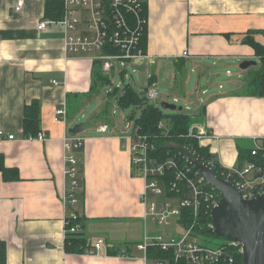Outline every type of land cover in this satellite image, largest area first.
I'll use <instances>...</instances> for the list:
<instances>
[{
	"label": "crops",
	"instance_id": "obj_1",
	"mask_svg": "<svg viewBox=\"0 0 264 264\" xmlns=\"http://www.w3.org/2000/svg\"><path fill=\"white\" fill-rule=\"evenodd\" d=\"M144 1L150 59L134 65L145 76L144 87L153 82L156 90L158 69L163 62L174 61L171 88L191 101L189 110L200 113L198 123L210 134L203 144L223 166L239 165L241 147L264 138V95L251 94L249 84L251 75L263 68L264 58L250 41L264 46V0ZM45 3L27 0L16 11L17 0H0V130L6 136L0 137V154L5 166L17 167L20 175L17 181H5L0 171V240L7 244L6 264H150L128 241L132 234L128 226L143 223V235L149 222L140 200L144 178L134 170L132 152L122 137L124 127L114 109L108 121L97 120L95 115L104 108L97 106L90 118L91 133L85 132V123L83 148L74 152L81 178L78 203L64 206L69 165L62 138L98 93H91L93 55L67 54L59 26L37 28L44 19ZM206 60L226 67L227 80L219 82L222 91L209 94L204 88L207 97H203L197 89L192 100L187 80L178 74H183L188 61L192 70L211 72ZM245 60L256 64L242 69ZM232 66L240 70L233 73ZM214 75L208 76L209 82ZM77 94L79 108L66 122L56 120V109L63 104L68 109ZM33 100L40 103L44 141L23 135L24 109ZM104 100L109 101L108 96ZM116 106L113 100L110 108ZM105 125L107 130L99 131ZM73 211L82 219L84 237L104 241L106 247L98 254L66 252V218ZM127 245L129 256L107 253L110 246L125 250Z\"/></svg>",
	"mask_w": 264,
	"mask_h": 264
},
{
	"label": "built area",
	"instance_id": "obj_2",
	"mask_svg": "<svg viewBox=\"0 0 264 264\" xmlns=\"http://www.w3.org/2000/svg\"><path fill=\"white\" fill-rule=\"evenodd\" d=\"M27 0H17L14 9L21 11ZM64 14L61 19H43L37 26L45 30L49 25H55L64 31V50L67 54H92L95 60H102V70L115 74L125 73L127 65L137 71L134 65L139 61L150 59L147 51L141 47V39L147 30V17L144 13V0H63ZM86 29L87 32H84ZM111 44L117 52H105V46ZM184 52V55H187ZM155 83L145 86V96L150 101L158 99L159 94L154 89ZM56 120L68 119L66 104L55 111ZM161 134L168 135L171 131V119H163L158 123ZM107 125L99 131L105 132ZM189 136L194 137L200 146L208 137V131L202 124L194 123L189 128ZM0 137H6L0 130ZM14 139L13 134H8ZM132 152L134 170L144 178V189L140 196L144 204V219L155 225L170 227L172 234L161 232H144L142 241L134 244L143 252V259L150 261L149 252L152 248L162 251L161 258H153V264H234L242 261V245L228 240L226 245L213 247L199 240L206 229L213 233L214 224L211 218L213 208L221 200V194L205 180L192 164L182 163L179 154L160 160L153 154L157 151V136H150L133 120L122 132ZM28 140L47 139L45 132L40 131ZM67 150L64 161L69 165L65 175L69 185L63 194L65 207H75L80 191L79 170L75 151L83 148L85 138L79 134L66 132L62 138ZM257 161H246L244 164L225 167L224 178L232 182L245 199H253L264 194V138H255L251 150ZM213 169V163L208 164ZM214 170V169H213ZM79 213L73 211L66 218L65 233L78 234L81 224L68 228L70 220L77 221ZM201 218L206 219L203 226ZM189 220L188 224L185 221ZM158 229V228H156ZM199 234V236H197ZM105 246L102 239H86L85 253L98 254ZM106 247V246H105ZM126 250V249H125ZM122 256H129L124 251ZM241 257V259H239Z\"/></svg>",
	"mask_w": 264,
	"mask_h": 264
},
{
	"label": "trees",
	"instance_id": "obj_3",
	"mask_svg": "<svg viewBox=\"0 0 264 264\" xmlns=\"http://www.w3.org/2000/svg\"><path fill=\"white\" fill-rule=\"evenodd\" d=\"M144 13H146V3L144 1ZM64 14L63 0H46L45 3V13L44 19L59 20ZM141 47L146 51L147 48V30L145 31L141 39ZM254 46L256 53L264 58V46L257 42H251ZM105 52L114 53L117 49L111 44L105 46ZM102 60H94L93 72H92V84L91 93H99L100 90L105 89L111 85L112 81L110 77L102 70ZM122 76L126 74L121 73ZM249 84L251 87V94H262L264 95V62L263 68L257 71L255 74L251 75L249 79ZM76 99L73 102H69L68 106V116L74 113L81 105V99H78L80 95H75ZM109 101L106 102L104 108L95 115L97 120L108 121L111 114V104L113 100H116L117 106L122 109L129 108L131 106H138L141 109L139 116H129L130 120H133L142 129V132L149 134L150 136H157L158 146L156 148V154L160 160H166L169 157L178 155V151L174 149L171 144H181L190 147L195 154L207 164L213 163V169L215 173L224 177V168L219 164L217 156L210 152L208 146H200L198 141L188 135L189 128L192 124L202 122L200 113L195 111H177L174 114L165 115L162 108L157 106L154 102L148 100L145 96V89L142 91L137 90L131 83L122 86V88L114 87L112 91L108 92ZM171 119V131L168 135L161 134L158 128V123L165 119ZM40 103L38 100H33L30 104H27L24 109V120H23V135L25 138L29 136H36L40 131ZM253 145L248 147H241L239 157L241 159V164L245 161H257L258 157L251 154ZM182 163H186L184 159H180ZM0 171L2 172L3 179L5 181H17L20 179L19 170L17 167H7L4 163V156L0 154ZM79 181L81 178L79 177ZM82 194V193H81ZM80 194V195H81ZM79 196V194H78ZM201 224H196L195 227H200L204 225L206 219L201 218ZM76 222L81 224V229L83 227V222L81 217L77 221L70 220L68 228L75 225ZM189 220L185 221L188 224ZM67 227V226H66ZM206 233H210L208 229L205 230ZM204 232V233H205ZM86 237L83 236L81 232L78 234H72L70 232L66 233L65 249L66 252L74 253H85ZM223 245H226L224 243ZM221 245V246H223ZM129 245H127L126 250L120 248L113 249V246L107 249L109 255H121L124 251L129 253ZM220 247V246H219ZM154 250V257L161 258L162 251L152 248ZM150 250V251H151ZM241 259V257H239ZM7 263V244L5 241L0 240V264Z\"/></svg>",
	"mask_w": 264,
	"mask_h": 264
},
{
	"label": "rangeland",
	"instance_id": "obj_4",
	"mask_svg": "<svg viewBox=\"0 0 264 264\" xmlns=\"http://www.w3.org/2000/svg\"><path fill=\"white\" fill-rule=\"evenodd\" d=\"M87 32L86 29H84L83 33ZM95 60V59H94ZM206 62L210 66L211 72L215 74L212 76L211 82L208 81L209 75L211 72L209 70L205 71L204 73H199L198 71L192 70V64L188 61L187 65H184L182 67V73L178 74V78H185L187 80L189 93V98L194 100L196 97L197 89L200 96H203L202 90L204 88H207L209 91V94H211L213 91L219 92L222 91L219 89V82L222 80H227L226 77V67L220 66L219 63L214 62L213 60H206ZM177 64L174 61H165L162 63V67L158 69L157 75H158V85L156 90L159 93V97L157 100L152 101L157 106L162 108L163 113L165 115H170L176 113L178 110H171L167 108H163L162 102H167L169 104H175L177 106H182L185 111H188L190 108H193V105L191 104V101L189 99H186L184 96L179 95L178 91L174 88H171L172 83H174L175 77H174V71L176 70ZM127 70V75L122 76L121 73H118L117 71L115 74L112 73H106L112 83L105 89L100 90V92L97 94V96L94 98L93 101L90 102L88 106L85 107V109L82 110V113L79 114V117L77 118V121L84 122L87 124V129L85 130L86 133H91L94 129L92 128V125L90 124V118L92 116L93 111L97 108V106L101 105V108H103L108 102V100H104L105 97L108 96V92L112 91L114 87L122 88V86H125L128 83H131L137 90L142 91L145 89L144 87V80L145 76L137 71H133V68L129 65L122 67ZM207 68V67H206ZM208 69V68H207ZM233 73H237L240 69L238 66H232ZM214 80V82H213ZM203 97H207L204 95ZM109 98V96H108ZM104 100V101H102ZM102 103V104H101ZM115 110L114 116L117 120H119L120 125H123L124 129H126V125L128 122H125L129 119V116L135 115L139 116L141 109L138 106H131L126 109H122L119 106H116V108H112L111 110ZM190 111V110H189ZM84 114V115H83ZM167 119V118H165ZM77 122V123H79ZM136 174V172H135ZM138 224V223H137ZM131 225L128 226L131 231L130 233V239L128 241H133V245L137 242H140L144 238L143 233V223L140 225ZM145 226V225H144ZM158 228V229H156ZM149 231L152 233L161 232L164 235L172 234V230L170 227L164 226V225H155L151 222H149ZM203 236L199 237V240L206 244L211 245L213 247H219L226 243L228 241L225 237L216 236L213 233H203ZM199 236V234H197ZM135 246V245H134ZM154 250H151L149 252L150 257V264H153V258H154Z\"/></svg>",
	"mask_w": 264,
	"mask_h": 264
},
{
	"label": "water",
	"instance_id": "obj_5",
	"mask_svg": "<svg viewBox=\"0 0 264 264\" xmlns=\"http://www.w3.org/2000/svg\"><path fill=\"white\" fill-rule=\"evenodd\" d=\"M252 64L256 62L245 60L240 67L246 69ZM162 104L163 108L183 110L182 106L167 102ZM85 127V123L81 122L70 128V132L79 134ZM171 146L221 194L219 204L211 212L213 234L242 245V261L234 264H264V194L253 199L243 198L232 182L218 176L190 147L176 143Z\"/></svg>",
	"mask_w": 264,
	"mask_h": 264
}]
</instances>
